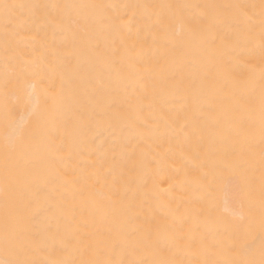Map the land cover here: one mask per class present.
I'll list each match as a JSON object with an SVG mask.
<instances>
[{"label":"bare ground","instance_id":"6f19581e","mask_svg":"<svg viewBox=\"0 0 264 264\" xmlns=\"http://www.w3.org/2000/svg\"><path fill=\"white\" fill-rule=\"evenodd\" d=\"M262 34V0H0V256L214 264L231 172L264 231Z\"/></svg>","mask_w":264,"mask_h":264},{"label":"rangeland","instance_id":"374dc122","mask_svg":"<svg viewBox=\"0 0 264 264\" xmlns=\"http://www.w3.org/2000/svg\"><path fill=\"white\" fill-rule=\"evenodd\" d=\"M245 22L246 19H243V24ZM240 23L242 24V22H239L238 25ZM245 38V41H247L246 36L242 39ZM245 45L247 44L244 43L241 46L240 56H238L239 60L241 58V54H243V56L248 54L245 49L248 50V45L250 46V44L248 43L247 46ZM258 47H260L259 44L255 48ZM236 127L240 129L241 132L248 131V128L246 126ZM256 159H258V156L256 157ZM224 182L225 184L222 186V207L225 211V214L230 218V220H221L218 223L224 225L227 229V235L224 237V240L221 232L219 234H215L213 232L209 237L213 246L216 247L217 251L216 260L214 264H245V262L248 261L254 262V264H260L261 260L264 259V231L262 229H259L258 231H250L251 228L249 223L251 217V209L249 202L252 200V192L250 193V190L247 188V183L244 177L240 176L239 174H235L233 172L224 174ZM261 189V187H258L257 191L260 192ZM157 197L160 200V189L157 190ZM165 237V231L158 232V240H161ZM182 251H184V247H182ZM192 256L195 255L191 254L190 257ZM29 257L33 258V261L25 263V258ZM39 257L45 258L46 256L38 251H19L16 253L6 252L3 253L2 256H0V264H19V262H24V264H41V261H39ZM43 264L55 263L52 261L43 260ZM156 264L175 263L173 262V260L171 262H168L163 261V259L160 258L156 260Z\"/></svg>","mask_w":264,"mask_h":264},{"label":"snow or ice","instance_id":"6c2138e0","mask_svg":"<svg viewBox=\"0 0 264 264\" xmlns=\"http://www.w3.org/2000/svg\"><path fill=\"white\" fill-rule=\"evenodd\" d=\"M262 4H264V0H262ZM262 41H264V34H262ZM19 264H24V262H19ZM95 264H106V262H95ZM245 264H254V262L248 261ZM260 264H264V259L261 260Z\"/></svg>","mask_w":264,"mask_h":264}]
</instances>
